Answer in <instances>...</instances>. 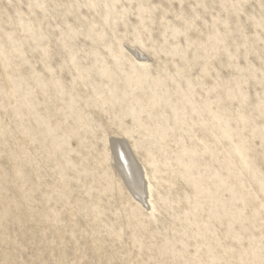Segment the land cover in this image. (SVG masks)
I'll use <instances>...</instances> for the list:
<instances>
[{"label":"rangeland","instance_id":"rangeland-1","mask_svg":"<svg viewBox=\"0 0 264 264\" xmlns=\"http://www.w3.org/2000/svg\"><path fill=\"white\" fill-rule=\"evenodd\" d=\"M0 264H264V0H0Z\"/></svg>","mask_w":264,"mask_h":264}]
</instances>
